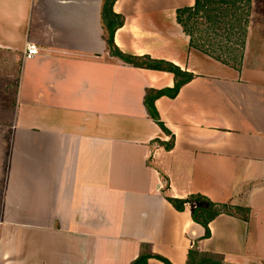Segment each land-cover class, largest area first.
Here are the masks:
<instances>
[{"label": "crops", "instance_id": "0c3cea01", "mask_svg": "<svg viewBox=\"0 0 264 264\" xmlns=\"http://www.w3.org/2000/svg\"><path fill=\"white\" fill-rule=\"evenodd\" d=\"M104 1L0 0V264H131L143 243L186 264L196 242L227 264H264V0L241 65L191 47L177 11L195 0L115 2L123 53L195 74L155 100L170 150L145 96L174 74L110 54ZM165 188L247 212L219 215L203 239L193 205L176 210Z\"/></svg>", "mask_w": 264, "mask_h": 264}, {"label": "trees", "instance_id": "16d2710c", "mask_svg": "<svg viewBox=\"0 0 264 264\" xmlns=\"http://www.w3.org/2000/svg\"><path fill=\"white\" fill-rule=\"evenodd\" d=\"M116 1L117 0H105L102 11L103 21L107 31L106 41L110 54L118 56L136 67L168 71L174 74L175 85L172 88L161 90L148 89L145 96V105L150 116L165 133L171 135V140L164 143L165 148L170 150L174 147L175 137L161 121L155 107V100L164 95L175 98L179 94L181 88L195 78V74L181 69L170 61L152 59L148 55L132 56L123 53L114 41L116 31L125 23L124 16L115 13L113 9ZM251 10L252 0H195L193 6L178 9L177 20L184 32L190 37L191 47L197 48L228 64L241 65L244 56L243 51L241 54L233 55L235 50L231 49L227 50V52L223 51L221 54L217 53L218 51L216 50H212V48H214L213 43H206L208 41L212 42L211 39L213 40L215 37L218 38L223 36V33H219L218 30L224 29L227 31L226 34H229L239 26L240 28L242 27V39L240 42L236 41L235 43L241 45L244 49ZM228 39H230L229 43L233 42V39L227 37V40ZM208 46H210V48H207ZM224 55H226L229 60H239L237 63H231ZM166 190V188L162 190L165 198L178 211H184L188 204L193 205L196 203V206L193 207L192 210V218L194 222L205 228L203 239L211 236L209 224L219 215L225 213L234 215L233 210L241 213L247 212V210L242 207H233L230 204L216 203L209 197L200 193L191 194L186 198H175L167 195ZM197 243L198 242L195 243L193 248L189 249L186 264H227L222 254L201 251L196 246ZM150 248L149 244L143 243L139 256L131 264H148L150 258H157L165 264H172L167 258L153 253Z\"/></svg>", "mask_w": 264, "mask_h": 264}, {"label": "rangeland", "instance_id": "374dc122", "mask_svg": "<svg viewBox=\"0 0 264 264\" xmlns=\"http://www.w3.org/2000/svg\"><path fill=\"white\" fill-rule=\"evenodd\" d=\"M261 24H263V27L260 28V31H261L262 36H263V34H264V21ZM241 28L238 26L233 31H231L229 34H226L227 31H225L224 29L218 30L219 33H223V36H220L218 38L215 37V39H213V40L211 39L212 42L208 41L206 44H212L213 43L214 44V48H212V50L218 51L217 53H221L222 54L223 51H226L227 52V50L233 49V50H235L233 52L234 53L233 55H235V54L236 55L237 54H241L242 51L245 52V48L243 49L241 47V45L235 43L236 41L237 42H240L241 39H242V31H241ZM227 37L233 39V42L229 43L230 39L227 40ZM246 39H247V37H246ZM207 48H210V46H208ZM224 57L229 60V58H227L226 55H224ZM238 60L239 59H236V60H231L230 59L229 62L231 61V63H237Z\"/></svg>", "mask_w": 264, "mask_h": 264}, {"label": "built area", "instance_id": "2783aa9c", "mask_svg": "<svg viewBox=\"0 0 264 264\" xmlns=\"http://www.w3.org/2000/svg\"><path fill=\"white\" fill-rule=\"evenodd\" d=\"M39 54V48L35 44H28L26 47L25 56L27 59H31ZM196 206V203L193 204V207Z\"/></svg>", "mask_w": 264, "mask_h": 264}]
</instances>
